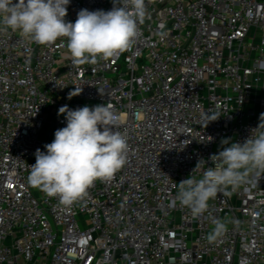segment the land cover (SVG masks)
Segmentation results:
<instances>
[{"label":"built area","instance_id":"built-area-1","mask_svg":"<svg viewBox=\"0 0 264 264\" xmlns=\"http://www.w3.org/2000/svg\"><path fill=\"white\" fill-rule=\"evenodd\" d=\"M146 5L131 50L95 64L73 65L67 38L0 31V264H264V174L198 217L177 198L179 182L202 178L264 113V0ZM112 7L70 0L65 20ZM98 104L119 116L127 162L64 205L29 183L35 151L66 126L60 107ZM213 219L227 230L209 242Z\"/></svg>","mask_w":264,"mask_h":264},{"label":"clouds","instance_id":"clouds-1","mask_svg":"<svg viewBox=\"0 0 264 264\" xmlns=\"http://www.w3.org/2000/svg\"><path fill=\"white\" fill-rule=\"evenodd\" d=\"M70 0H0V31L11 30L33 43L48 45L64 37L73 65L95 64L131 50L140 26L150 18L146 0H113L111 10L81 9L75 22H67ZM82 90L69 92L68 98ZM66 126L57 129L54 140L36 149V162L30 166L29 183L48 197L72 205L86 197L97 180L110 181L127 162L128 143L115 131L119 116L111 105H87L74 110L67 105L58 110ZM218 118L211 119L214 121ZM227 145L228 140L222 141ZM203 177L193 176L178 183V200L193 217L208 210L210 199L228 188L235 190L264 174V113L258 126L243 143H231L210 157ZM204 160H200L196 169ZM193 170V171H194ZM209 242L227 230V224L213 219Z\"/></svg>","mask_w":264,"mask_h":264}]
</instances>
